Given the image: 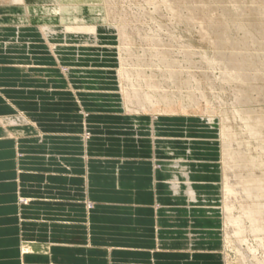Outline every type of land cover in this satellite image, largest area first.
Masks as SVG:
<instances>
[{
  "label": "crops",
  "instance_id": "1",
  "mask_svg": "<svg viewBox=\"0 0 264 264\" xmlns=\"http://www.w3.org/2000/svg\"><path fill=\"white\" fill-rule=\"evenodd\" d=\"M24 2L34 7L33 1ZM22 6L17 0H0V118L21 117L26 121L21 134H0V264H197L194 258L221 251L210 244L219 242L218 238L207 235L188 239L186 232L176 233L178 230L171 228L173 221L196 217H163L171 214L157 206H171L167 200L170 194L158 186L153 191L151 184L152 165L165 158L161 151H178L180 147L170 140H179L183 134L212 135L206 130L208 126L182 117L164 118L154 123L152 132L150 123L139 122L136 127H142V131L136 139L135 130L130 129L135 124L120 123L118 119V97L108 92L110 96H101V91L94 88L104 85L112 90L113 72L100 78L105 73L94 67L96 59H87L90 65L82 66L86 59L76 61L73 50L59 52L61 57L56 61L49 44L35 29L44 25L35 26L30 19L40 14L26 9L27 20L22 22L17 19L19 13L25 16ZM70 52L68 62L74 67L65 70L63 76L47 67L66 62L65 53ZM104 68L113 70L110 66ZM16 100L31 103L20 107L14 104ZM36 100L39 103L35 104ZM75 106L87 117L86 125L95 131L91 139L78 128L84 121L73 117ZM120 126L128 130L111 129ZM97 133L106 135L97 137ZM153 133L157 139L167 138L169 142L157 143L156 150L152 149L147 139ZM180 149L185 151L186 146ZM198 149H192L193 153L211 150ZM201 160L215 162L216 157ZM168 168L160 166L161 176L174 172ZM157 194L165 198L164 203L155 201ZM20 198L26 203L20 204ZM160 220L171 222L170 232L165 228L158 232L156 224ZM23 243L31 247L28 255L21 254Z\"/></svg>",
  "mask_w": 264,
  "mask_h": 264
},
{
  "label": "bare ground",
  "instance_id": "2",
  "mask_svg": "<svg viewBox=\"0 0 264 264\" xmlns=\"http://www.w3.org/2000/svg\"><path fill=\"white\" fill-rule=\"evenodd\" d=\"M24 1L26 0H19L20 5H24V7H21L24 9V12L26 9L29 12L34 10L35 14L41 15H39L40 17L34 15L30 19L35 23H42L44 25L37 28L40 31L38 34L42 35L45 41H47L50 53L57 59L56 61H59L61 54L64 53L61 51L67 52L72 50L75 53L73 55H75L76 61L78 59H90L94 61L98 54L103 59L106 56L105 54L114 56V59L117 60L116 78L114 79L115 87L112 90L103 87L106 90L99 89L101 91L99 93L105 97L113 93L118 97L121 108V113L118 115L120 123L129 121L131 124H135L130 129H137L140 132L142 131V127H136V125H140L139 122L146 121L150 123L152 132H155L154 123H158L164 118L172 119L179 116H192L193 120L206 124L208 126L207 131L215 133L213 138L203 139L202 135L200 137L201 143H204V147L219 150L218 161L207 163V170L201 171L205 174H217L218 176V182L212 183L211 186L214 192L212 194L218 200L215 203H219V208H217L220 212L218 218L220 222L219 233H221L219 241L222 253L214 251L204 256L213 260L219 259L222 261L220 264H226L228 262L226 261L225 263L224 261V252L227 246H234L235 250H237L236 253L239 254L237 246L246 242L247 237L254 239L255 249L261 251L264 255V27L258 31H256L257 29L255 31L251 30V24L247 25L246 23L250 20L248 14L245 13L242 7L231 2L229 4L231 9L240 14V20L238 21H242L240 24H237L236 33L229 34V32H223L217 34L209 30H202L199 32V37L203 42L207 41L212 50L211 53H207L205 50L196 52L194 47L186 44H182L175 49L174 46L179 39L178 35L172 32L165 33L170 43H168L170 46L167 45L160 39L161 31L164 27H158L157 31L145 32L146 30H141L136 22L139 14L137 15L136 13L138 17H134V21L137 23L134 25L135 23L131 22L134 14L131 18L127 13L122 12L120 9L118 10L117 7L119 6L115 5L117 0H103V5L106 7L107 19L110 22L106 26H89V24L62 25L60 20L61 13L64 10L61 7L60 0H47L50 6L44 7L46 8V13L43 9H31ZM146 1L151 2L153 0ZM156 1L158 5H161V3L165 4L164 2L169 4L167 10L169 15H166L167 18L181 21L194 19L193 13L188 7L176 10L172 4L173 0ZM180 1L187 2L186 0ZM207 1L215 2L217 7L222 2V0ZM261 2L264 7V0H261L259 3L250 2L252 4H248L253 6V4L259 5ZM159 7L157 6L154 11L157 12ZM253 7L255 9V6ZM220 15L222 17L225 16L223 12ZM259 16L261 18L260 14ZM25 17L27 20L26 12ZM130 22L134 24L132 25ZM256 26L259 27L258 25ZM223 42H225V45H221ZM194 55L199 56L198 63H194L192 59ZM178 56H181L182 60ZM184 64L188 65L185 66ZM30 69H33V67H30ZM195 69L199 72L194 71ZM210 69H218L220 71L219 77L211 80ZM35 70L39 71L36 67ZM66 74L68 75V71H66ZM101 75H104L102 76L103 79L107 77L106 72ZM216 80H218V83L215 82ZM226 86L233 90L231 93H233L232 100L234 101L231 104L233 107L229 108L230 110L226 109L227 107L220 108V106L225 105L226 101L225 97L222 98L219 94H226L228 90H225ZM68 89L74 93L75 89L72 90L71 85H68ZM90 92L94 93L95 91ZM106 92L109 94H106ZM209 93L213 99L210 98L211 95L209 96ZM89 95L91 96V93ZM229 100L231 101V99ZM16 102L17 104H14L20 107L31 103H20L22 101L18 100ZM36 103L39 102L36 100ZM216 105L220 106L217 108ZM75 108L76 111H71L72 114H76L73 117L83 118L84 121V125L82 123V126L78 128L83 129L86 133L84 134L85 138L91 139L92 136L87 134L85 130L87 117L82 110L78 111L77 106ZM7 110L9 109L7 108ZM58 113L61 114L62 112ZM59 117L61 116L59 115ZM25 122L21 117H2L0 118V134H21ZM71 123L69 122L70 125ZM236 126L241 129L246 136L245 139L247 138L248 141L244 142L245 140L243 141V139V142L239 141L240 136L236 131ZM117 128L118 130H128L127 127L122 126ZM135 133L134 137L138 139L140 135L136 131ZM147 141L153 147L152 149L156 148L155 145L157 143L169 142L167 138L157 139L154 133ZM177 141L175 139L170 140V142ZM211 141H215V143ZM182 143L183 145L181 146H186L184 152L180 151L182 149H178V151L175 149H163L161 151L162 155H165L163 156L165 158L169 155L178 156L176 159L161 158L157 161L159 165H152L154 178L151 184L154 188L153 191L156 190L157 186L158 188L163 187L164 191L166 190L165 192L170 194L168 197L173 205L179 201L178 199L182 198V200L185 199V208L190 209L192 206L197 205L198 202L206 203L205 196L207 191L197 190L199 186L205 187L204 183L194 180L199 171L197 170L199 164L193 158L188 157L189 155L192 156L191 145H186L184 141ZM160 166L171 167L174 172H166L161 176ZM174 174L180 177L177 178ZM174 198L177 199L173 200ZM154 199L157 202L158 200H162L161 197H158V194L156 197L154 195ZM157 207L162 210L166 209V206L163 204ZM164 211H169V209ZM161 223L171 222L160 220L156 224L158 232L164 229L160 226ZM20 250L21 254L28 255L31 252V247L23 243L20 246Z\"/></svg>",
  "mask_w": 264,
  "mask_h": 264
},
{
  "label": "rangeland",
  "instance_id": "3",
  "mask_svg": "<svg viewBox=\"0 0 264 264\" xmlns=\"http://www.w3.org/2000/svg\"><path fill=\"white\" fill-rule=\"evenodd\" d=\"M17 1L19 2V0H17ZM30 1L34 2V7L29 5L31 7V9L32 8L36 9V10L43 9V11L45 12L46 8H44V7L50 6L49 3H47V0H30ZM186 1L187 2H183L180 0H173L172 4H173V7L176 8V10H179V9L181 10L182 7H188V9L190 11H192L193 16H194V17L193 16L192 17L194 19H190L187 21H181V20H177V19L167 18L166 15H169L168 11H167L169 4L167 2H164L165 4L161 3V5H158L156 0H153L151 2L146 1V0H117L115 5L119 6V7H117L118 10L120 9L122 12L127 13L128 16L131 18L134 14L133 20H131V22H134L135 24L131 23V22H130V24H132V25L133 24L136 25L137 23L140 24V25L137 24V26L138 27L140 26L139 28H141V30H143V31L146 30L145 32L152 31V30L157 31L156 29H158V27H160V26H161V28L164 27V28H162L163 32L161 31L162 34H161L160 39L163 40L167 45H169L170 43H169V38L167 37V35L165 33H167V34L169 32L170 33L172 32L173 34L176 33L175 35H178L179 40L177 41L176 45L174 46L175 49H177L182 44H186V45H191L192 47H194L196 52L200 51V50H203V51L205 50V52L211 53L212 49L208 45L207 41L203 42V40L200 39L199 32H201L202 30H209V31H212V32L217 33V34L218 33L220 34L223 32H229V34H235L236 33L235 30L237 29V24L238 23L240 24L242 21H238V20H240V14L234 12L233 9H231V7L229 5L231 2H234V4L242 7L245 10V13L248 14V16L250 17V20H248L246 23H247V25L251 24L250 25L251 30L255 31L257 29L256 31H258L259 29H262V27H264V7L262 6V2L259 5L253 4V6H255V9H253L254 8L253 6L248 4L250 2L259 3L261 0H250V1L249 0H241V1L240 0H231V1L230 0H222L221 5L219 6L220 8L217 7L216 3L212 2V1H207V0H205V1L204 0H201V1L198 0V2H197V0H186ZM60 3H61L62 9L64 10L61 13V20H60L62 25L89 24V26L90 25H94V26L105 25L106 26V25H109V23H110L109 20L107 19L106 9H105L106 7L103 5L104 4L103 0H60ZM252 3H250V4H252ZM156 5L158 7L160 6L158 8L157 12L154 11L155 8H157ZM120 6H121V8H120ZM33 12H34V10H33ZM130 12H131V14H130ZM220 12L221 13L223 12L225 14V16L222 17L220 15L221 14ZM136 13H137V15L139 14V18H138L139 21L136 20L137 23L134 21V19L138 17L136 15ZM142 13H143V15H142ZM20 14L21 13H19L20 17L17 19H21L22 21L24 20L23 22H25L26 17L21 16ZM259 14L261 15V18L259 16ZM226 16H227V18H226ZM251 19L254 21H252ZM141 22H142V25H141ZM36 25H38V24L35 23V26ZM252 25H254L255 28H254V26L252 27ZM256 25H258L259 27L261 26V27L259 28ZM35 29L38 30L37 28H35ZM167 29H168V31H167ZM222 38H224V37L222 36ZM221 45H225V42L221 43ZM18 52H20V51H18ZM105 55H106V56H104L105 59H103V60L100 57L101 56L100 54L97 55V58L95 61L96 63H93V64H95L94 67H99V68H101V70L103 69L104 73L112 71L113 77L115 79L116 78L115 77V75H116L115 71L117 68V66H116L117 60H115L114 56H112V55H108V54H105ZM65 57H66L65 58L66 62H63L62 64H50L47 67L59 72L63 76L62 72L67 70L69 67H74L73 64L68 62V58L72 57L71 53H69V54L65 53ZM178 57L182 60L181 56H178ZM192 59L194 60V63L199 62V56H197V55H194L192 57ZM88 65H90V64H88V60H86L85 63L84 62L82 63V66L88 67ZM184 65L187 66L188 64H184ZM76 66H80V65H76ZM106 66L112 67L113 70L110 68H104ZM194 71H196L197 73L199 72L196 69ZM209 73H211L210 79L214 80V79L219 77L220 71L218 69H210ZM198 75L201 77L200 74H198ZM101 77L102 76H100V78ZM215 82L218 83V80H216ZM94 88L106 90L105 88H107V87L103 88V86L98 85L97 87H94ZM218 88L219 87L217 86V89ZM44 89H48V87L44 86ZM93 89H90V90H93ZM112 89H114V88H112ZM225 90H227L226 94L228 96L230 93V96L228 97L226 94H222V93L219 94V96H222V98L225 97V101L227 104L225 103V105H223V106L216 105L217 108L219 106H220V108L221 107H224V108L227 107L226 109L233 107V105H231L232 102L234 101V100H232L233 93H231L233 90L229 89L228 86H226ZM210 95L211 94L209 93V96ZM210 98H212V95L210 96ZM11 99H17V98L11 97ZM229 99H231V101ZM263 105H264V103H263ZM46 109H48V108H42V110H46ZM179 117H182V116H179ZM182 118H184L186 120L194 121V122H200L198 120L197 121L193 120L192 116L182 117ZM167 119H169V118H167ZM172 119H174V118H172ZM122 127H124V126H122ZM111 129L114 131H118L117 127H111ZM85 130L87 132L89 131V133H87V134H90V131H92L90 134L91 136H93L92 133L95 132L94 130H90L88 125H85ZM133 130H135L137 133L139 132V130L137 131V129H133ZM120 131H122V130H120ZM236 131L240 136L239 141H242V139H243V141L245 140L244 142L248 141L247 138L245 139L246 136L243 134V132L241 131V129H239L238 126H236ZM208 133H210L212 135H202V138L203 139H209V138L214 137L215 133L213 131H209ZM97 135H98L97 137H103L106 134L97 133ZM200 137H201V135L192 137V136L183 134L181 138L179 137L180 139L177 141V143L179 144L180 147H183V146H181V145H183L182 141H184L186 145H191L190 149H191V153H192V158L194 160L196 159L195 161H197L199 164L197 166V170H199V171L197 173L198 175H197L196 179L199 183L205 184L204 188L198 187L197 189L198 190L203 189L204 191H207V194L205 196L206 203L203 204L202 202H198V204L195 206H192V208L186 209L185 208L186 204L184 203V201L181 198L178 199L179 204H175V205H173L171 200L169 198H167V200H169L171 202V206L165 207L166 209H169V211H166V213L167 214L170 213L171 215L163 216V217H172V218H179V219L180 218L186 219V218H190V217H192V218L196 217L192 220L173 221V222H176V223H173L176 226L174 228V226L171 224V228L173 230L174 229L178 230L176 233L182 234V233L186 232L185 234H186L187 238L188 237L197 238L200 236H204V237L210 236L213 238L220 239V235H221V233H219L220 222L218 219L220 216V212L218 210L219 203H215L218 200L216 199L215 195L212 194L214 192L212 191V186H211L212 183L218 182V176H217V174H203L202 171L207 170L206 169L207 163H209V162H204V160L203 161L201 160V159H206V158H212L213 156H215L216 157L215 161H218L219 150L216 149V151H215V150L211 149L212 150V151L210 150L211 152L210 151H208V152L201 151V152L193 153L195 150H199L198 148H203V149L209 148V147L204 148V146H203L204 143H201ZM192 138H196V139L194 140ZM180 147L178 148L179 150H180ZM192 149H195V150H192ZM180 151H182V150H180ZM198 155H200V156H198ZM196 157H201V158L198 159ZM161 199H162L161 202L164 203L165 200H163V199H165V198L161 197ZM26 201L27 200L23 199V198L19 199L20 204H24V203H26ZM180 202H182V203H180ZM166 209H164V210H166ZM164 210H162V211H164ZM183 213H185L186 215H184ZM190 214H192L194 217L189 216ZM213 217H215V220L212 219ZM168 226H169V223H164L162 227L166 229L165 231L170 232L171 230ZM187 229H188V231H186ZM247 238L248 239H246V242H244L242 245L240 244L237 246L239 249V254L236 253L237 250H235L234 246H232V245L227 246L226 251L224 252V261H225V263H226V261L228 262L226 264H243L245 262H246L245 264H251L253 262H254L253 264H264V255L262 254L261 251L255 249L254 239L252 237L251 238L247 237ZM248 242H249V244H248ZM210 243H212L213 247L215 246L221 250L220 241L219 242L211 241ZM251 244H253V245H251ZM219 253H222V251H220ZM199 256H203V255H199ZM238 259H239V261H238ZM251 260H253V261H251ZM194 261L197 264H200L201 261H202V263L205 262L204 264H207V263L220 264V262H217V260L216 261H214V260L209 261V258H207V256H205L203 258H198L197 260L194 258Z\"/></svg>",
  "mask_w": 264,
  "mask_h": 264
}]
</instances>
